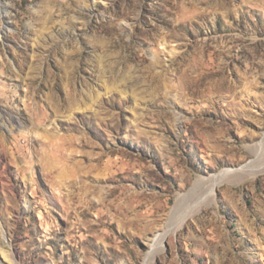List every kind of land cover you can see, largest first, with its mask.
Instances as JSON below:
<instances>
[{"label":"rangeland","instance_id":"1","mask_svg":"<svg viewBox=\"0 0 264 264\" xmlns=\"http://www.w3.org/2000/svg\"><path fill=\"white\" fill-rule=\"evenodd\" d=\"M263 134L264 0H0V264H264Z\"/></svg>","mask_w":264,"mask_h":264},{"label":"bare ground","instance_id":"2","mask_svg":"<svg viewBox=\"0 0 264 264\" xmlns=\"http://www.w3.org/2000/svg\"><path fill=\"white\" fill-rule=\"evenodd\" d=\"M249 149V150H248ZM248 151L253 155L240 170L225 169L209 177H199L195 181L193 191L177 199L169 214L167 228L176 231L182 226L184 220L196 215L204 206L214 202L215 188L222 183L237 184L243 181L252 180L254 177L264 173V134L262 138L248 146ZM194 217V216H193ZM164 234L156 238L153 249L147 261H152L155 253L161 249Z\"/></svg>","mask_w":264,"mask_h":264}]
</instances>
